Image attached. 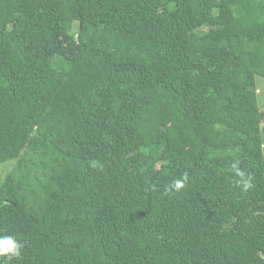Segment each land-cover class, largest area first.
I'll return each instance as SVG.
<instances>
[{"label":"trees","instance_id":"trees-1","mask_svg":"<svg viewBox=\"0 0 264 264\" xmlns=\"http://www.w3.org/2000/svg\"><path fill=\"white\" fill-rule=\"evenodd\" d=\"M258 77L264 0H0V264H264Z\"/></svg>","mask_w":264,"mask_h":264},{"label":"clouds","instance_id":"clouds-1","mask_svg":"<svg viewBox=\"0 0 264 264\" xmlns=\"http://www.w3.org/2000/svg\"><path fill=\"white\" fill-rule=\"evenodd\" d=\"M183 183L177 181L174 185L177 189L181 188ZM21 245L17 243L11 236L0 238V257H12L20 255Z\"/></svg>","mask_w":264,"mask_h":264},{"label":"rangeland","instance_id":"rangeland-1","mask_svg":"<svg viewBox=\"0 0 264 264\" xmlns=\"http://www.w3.org/2000/svg\"><path fill=\"white\" fill-rule=\"evenodd\" d=\"M257 83L259 84V86H258L259 102H260L261 108L264 110V78L258 77ZM9 167H11L10 162L8 164H5L2 167H0L1 168L0 171L5 175L7 173V171L9 170ZM2 179L3 178H0V183H1Z\"/></svg>","mask_w":264,"mask_h":264}]
</instances>
